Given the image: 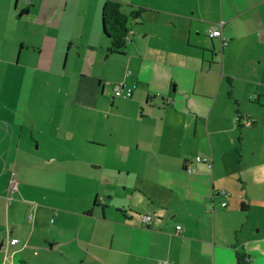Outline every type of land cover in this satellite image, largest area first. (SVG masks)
I'll return each instance as SVG.
<instances>
[{"label": "crops", "instance_id": "1", "mask_svg": "<svg viewBox=\"0 0 264 264\" xmlns=\"http://www.w3.org/2000/svg\"><path fill=\"white\" fill-rule=\"evenodd\" d=\"M105 1L0 0V264H264V0H117L120 54ZM36 90L65 157L27 148Z\"/></svg>", "mask_w": 264, "mask_h": 264}, {"label": "rangeland", "instance_id": "2", "mask_svg": "<svg viewBox=\"0 0 264 264\" xmlns=\"http://www.w3.org/2000/svg\"><path fill=\"white\" fill-rule=\"evenodd\" d=\"M39 85V84H38ZM35 91V89H34ZM32 92V99H31V104H30V109H29V113L27 118L28 122H29V126H32V122L34 120L37 121V127L39 125L40 122H46V124L43 123V125H45L46 127V131L47 128H54L56 126V123L54 121V117L57 120L59 118V116H65V113L62 112V110L64 109L62 106V103H64L67 99V97L64 96V93L60 94L59 96H56V92L55 91H51L49 93L44 92L42 90H39L36 92ZM58 95V93H57ZM42 97L45 99L46 101L44 104L41 103ZM56 98L59 100L60 102V106L59 108L57 107H51V106H45L44 105H50L51 103H49L48 101H53L56 100ZM118 98V97H116ZM121 98V97H120ZM34 119V120H31ZM38 129V128H37ZM33 135L34 136H28L29 138V142L27 144V148L31 151V152H35L39 155H45V157H48L49 154L46 151H49V153L51 152H57L60 157H65L63 155H61L60 151H63L65 149V147H69L70 142L67 141L68 139H56L54 138V134H52L51 131H47L42 137L38 134L37 130L33 131ZM40 140V148H36L37 147V141ZM60 167H66V166H60ZM44 172L41 171H37L34 167H26L23 168V170L21 171V175H23V179H25L27 182L32 183V185H38V186H44V187H51L52 180L48 179L47 177L42 176L41 174ZM68 177H70L68 175V173L62 172L60 174V177L58 179V184L56 185H60L62 183L65 182V180ZM18 178V179H17ZM17 181H19V177H16ZM19 183V182H18ZM57 187V186H56ZM59 187V186H58ZM62 187H65V184L62 185ZM21 197V196H19ZM255 208H253V211L256 210V206H254Z\"/></svg>", "mask_w": 264, "mask_h": 264}, {"label": "trees", "instance_id": "3", "mask_svg": "<svg viewBox=\"0 0 264 264\" xmlns=\"http://www.w3.org/2000/svg\"><path fill=\"white\" fill-rule=\"evenodd\" d=\"M140 16V11H131L128 12L125 10L122 3L117 0H108L105 1L101 10L102 18V27L105 37L108 39L110 44L109 53L120 54L123 49L126 47L129 37H130V27L132 21ZM131 94H128V91L122 93V98H130ZM239 124L241 125L242 121L245 119H238ZM250 123V122H249ZM253 121L250 123V126L253 125ZM211 157V156H209ZM238 262H245V256L243 254H237Z\"/></svg>", "mask_w": 264, "mask_h": 264}, {"label": "built area", "instance_id": "4", "mask_svg": "<svg viewBox=\"0 0 264 264\" xmlns=\"http://www.w3.org/2000/svg\"><path fill=\"white\" fill-rule=\"evenodd\" d=\"M210 37H219L221 36V31L220 29H213L210 31L209 33ZM124 92V86L123 85H116L114 87V90H113V95L114 96H121L122 93ZM128 94L130 95L131 94V90L128 91ZM249 124V123H248ZM196 161L197 162H203L205 163L210 169L213 167V164H212V161L213 159L209 156H197L196 157ZM186 169L189 171V172H192L193 169L190 168L189 166L186 167ZM16 174L15 172H12L11 174V178H10V187H9V191H14L15 188H16ZM12 201V198H8V203H10ZM223 206H226V203H223ZM31 218V216H30ZM147 223L149 224L151 221H152V217L151 216H146L145 217ZM179 230H181V227L178 226L177 227ZM20 241L17 240V239H9L8 243L9 245L11 246H15L17 243H19ZM245 264H251L250 262L248 261H245Z\"/></svg>", "mask_w": 264, "mask_h": 264}, {"label": "water", "instance_id": "5", "mask_svg": "<svg viewBox=\"0 0 264 264\" xmlns=\"http://www.w3.org/2000/svg\"><path fill=\"white\" fill-rule=\"evenodd\" d=\"M2 245H3V241H1V243H0V248L2 247Z\"/></svg>", "mask_w": 264, "mask_h": 264}]
</instances>
